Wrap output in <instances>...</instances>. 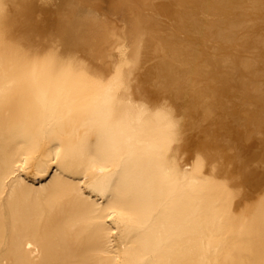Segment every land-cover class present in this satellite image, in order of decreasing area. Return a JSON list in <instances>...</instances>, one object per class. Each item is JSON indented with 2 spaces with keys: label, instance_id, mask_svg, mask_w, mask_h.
<instances>
[{
  "label": "bare ground",
  "instance_id": "obj_1",
  "mask_svg": "<svg viewBox=\"0 0 264 264\" xmlns=\"http://www.w3.org/2000/svg\"><path fill=\"white\" fill-rule=\"evenodd\" d=\"M0 264H264V0H0Z\"/></svg>",
  "mask_w": 264,
  "mask_h": 264
}]
</instances>
